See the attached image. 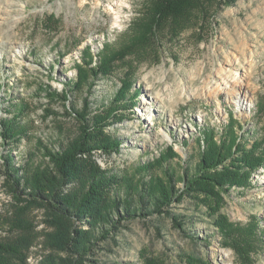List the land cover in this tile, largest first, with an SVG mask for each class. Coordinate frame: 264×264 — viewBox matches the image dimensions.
<instances>
[{
  "label": "rangeland",
  "instance_id": "1",
  "mask_svg": "<svg viewBox=\"0 0 264 264\" xmlns=\"http://www.w3.org/2000/svg\"><path fill=\"white\" fill-rule=\"evenodd\" d=\"M150 3L0 0L2 170L8 155L21 174L41 167L48 162L46 150H58L78 134L81 120L62 97L65 85L77 79L83 61L95 65L104 47L117 52L135 33ZM204 7V19L193 15L185 27L163 23L158 39L149 36L115 58L109 75L90 80L93 85L88 89L71 94L76 109L90 107L93 112L112 103L125 82L137 89L136 106L121 107L117 119L107 120L105 132L119 138L120 148L111 155L96 154L104 169L132 174L172 148L178 156L169 164L183 176L186 167H195L205 148L204 129L210 128L219 143L231 121L236 136L245 135L250 143L264 138V0H235L228 5L210 0ZM48 91L60 96L50 97ZM21 104L25 109L20 121L27 132L12 144L1 137L3 121ZM249 180V187H230L221 212L234 226L258 231L256 241L251 234L245 237L254 243L250 264H264V164ZM182 186L180 181L178 187ZM171 209L186 216L187 232L198 236L201 244L187 239L165 216L123 218L119 245L113 240L100 242L84 264H145L146 260L241 264L210 218L196 212L190 200L175 202ZM51 219L41 204L16 200L11 180L0 172V259L40 264L54 254L47 247Z\"/></svg>",
  "mask_w": 264,
  "mask_h": 264
},
{
  "label": "trees",
  "instance_id": "2",
  "mask_svg": "<svg viewBox=\"0 0 264 264\" xmlns=\"http://www.w3.org/2000/svg\"><path fill=\"white\" fill-rule=\"evenodd\" d=\"M205 1L210 0H151L143 21L117 52L104 47L95 65H91V61H83L78 65L77 79L65 85L62 97L81 120L78 134L60 149L46 150L44 157L48 159L47 164L36 169L30 168L21 174L11 155L4 158V170L0 164V172L7 174L11 180L14 198L37 202L52 217L50 225L53 231L48 233L47 247L54 254H48L40 264H84L88 255L96 254L100 242L113 240L119 245L117 236L122 232L123 218L133 220L151 216L158 219L165 216L174 228L187 234V239L201 244L198 236L187 232L186 216L171 209L175 202L180 203L186 198L193 203L196 212L210 218L211 225L233 248L241 264L251 263L250 250L254 243L245 235L251 234L256 241L258 231L234 226L221 208L224 194H229L230 187H249L251 174L264 164V149L261 147L264 138H256L250 143L245 135L236 136V125L231 121L222 130L219 143L214 141L210 128L204 129L205 148L200 151L195 167H186L183 176L178 175L169 164L178 156L172 148L162 150L154 161L139 165L134 173L120 174L104 169L94 157L97 153L111 155L119 152V138L105 132L109 125L107 120L117 119L121 107L133 109L136 106L137 89L125 82L112 103L93 112L90 107L78 110L71 101V94L93 85L90 80L109 75L115 58H121L148 40L149 36L158 39V28L163 23L171 21L175 26L185 27L193 15L199 20L204 19L207 13ZM234 1L217 0L224 5ZM47 94L50 97L60 96L56 91H48ZM24 109L23 104L15 107L12 117L3 121L1 137L12 144L26 135L27 127L20 121ZM154 169L160 173L153 175ZM180 181L182 188L178 187ZM13 251L18 253V249ZM0 264L10 263L1 258ZM145 264L167 263L146 260Z\"/></svg>",
  "mask_w": 264,
  "mask_h": 264
},
{
  "label": "bare ground",
  "instance_id": "3",
  "mask_svg": "<svg viewBox=\"0 0 264 264\" xmlns=\"http://www.w3.org/2000/svg\"><path fill=\"white\" fill-rule=\"evenodd\" d=\"M156 98V97H155ZM158 98V97H157ZM149 104V103H148ZM143 115V114H142ZM147 118V117H146Z\"/></svg>",
  "mask_w": 264,
  "mask_h": 264
}]
</instances>
